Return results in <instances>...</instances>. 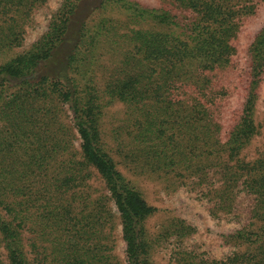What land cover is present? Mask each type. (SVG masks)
Returning a JSON list of instances; mask_svg holds the SVG:
<instances>
[{
  "label": "trees",
  "instance_id": "1",
  "mask_svg": "<svg viewBox=\"0 0 264 264\" xmlns=\"http://www.w3.org/2000/svg\"><path fill=\"white\" fill-rule=\"evenodd\" d=\"M163 1L193 18L181 23L165 9L125 5L135 18L154 20L158 31L134 32L138 56L128 57L104 90L96 72L115 27L107 17L86 21L119 0H95L79 26L73 20L80 0H63L47 33L0 67V264H119L116 218L125 264H154L162 244L196 234L185 219H173L158 236L149 235L146 222L157 209L118 169L103 136L105 110L115 101L127 105L125 125L113 134L127 170L188 186L212 216L221 213L235 227L223 235L236 249L230 255L209 260L179 248L172 252L175 264H264V151L253 161L241 159L259 134L264 28L250 46L240 79L246 101L227 134L217 118L225 87L209 77L237 67L234 40L262 0ZM49 2L0 0V12L30 21ZM12 30L0 26L3 37ZM94 177L105 192L91 185Z\"/></svg>",
  "mask_w": 264,
  "mask_h": 264
},
{
  "label": "rangeland",
  "instance_id": "2",
  "mask_svg": "<svg viewBox=\"0 0 264 264\" xmlns=\"http://www.w3.org/2000/svg\"><path fill=\"white\" fill-rule=\"evenodd\" d=\"M128 3L149 10H168L181 23H189V20L193 18L190 13L171 3L166 4L163 0H119L117 7L113 5L105 12L96 10L86 22L94 24L107 17L115 27L106 39L107 42L102 50L101 66L98 67L96 72V82L101 90L105 89L112 78H117L124 66L123 63L128 57L138 56L137 43L131 39L134 32L141 30L158 31V26L153 22L154 20L135 18V12L128 11L125 8ZM62 4L63 0H50L46 5H38L33 11V17L30 21H13L11 20V14L0 12V26L13 28L9 33V37H3L0 34V40L5 41V44L0 45V67L10 62L11 59L29 51L47 33L51 17L58 12ZM95 6V0H80V8L73 20L74 25L79 26ZM139 20L144 22H139ZM263 28L264 0L259 3L254 15L243 19L238 37L234 40L233 44L237 50L234 62L237 67L219 71L215 75L210 73L209 77L215 79L219 87H225L223 93L226 95L224 94L219 99L217 112L223 134H227L230 125L233 124L236 118V111L241 109L242 104L246 101L240 79L247 70L246 65L250 46ZM164 31L170 32V29ZM10 39L17 41L19 45L10 48L7 44ZM67 114L68 111L66 110L61 116L65 117ZM127 116V105L125 103L121 101L111 103L105 110L102 125L103 136L108 143V149L112 150V157L116 161L118 169L143 193L147 202L157 209V212L146 222L149 235L151 238H155L173 219H185L197 231L195 235L186 238L184 243L171 238L169 242L162 244L153 253V263L175 264L172 252L179 248L182 249L181 251L194 252L199 254L201 258L209 260L219 259L233 253L236 250L235 247L228 244L223 238V235L229 234L235 228L233 223L227 222L221 213L212 216L205 199L199 197L193 191L189 192L188 186L178 187V184L171 181L170 177L165 178L158 174L134 175L122 164L118 154L120 148L116 145L113 134L116 129L125 125ZM255 120L259 125V134L242 152L241 159L245 162L255 160L264 151V81L255 110ZM65 122H67L66 119ZM71 131L74 149L80 153V140L75 130L72 129ZM91 185L100 192H105L103 183L99 178L94 177ZM109 206H111V203ZM112 236L115 245L114 253L118 256V263L125 264V247L118 218H116Z\"/></svg>",
  "mask_w": 264,
  "mask_h": 264
}]
</instances>
